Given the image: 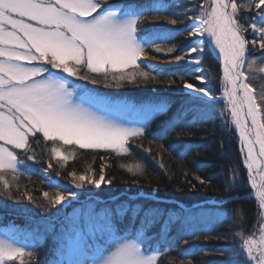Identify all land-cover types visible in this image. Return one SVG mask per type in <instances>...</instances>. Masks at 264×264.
Instances as JSON below:
<instances>
[{
    "label": "snow or ice",
    "instance_id": "snow-or-ice-1",
    "mask_svg": "<svg viewBox=\"0 0 264 264\" xmlns=\"http://www.w3.org/2000/svg\"><path fill=\"white\" fill-rule=\"evenodd\" d=\"M185 20L192 23L184 29L162 27L184 24ZM145 23L161 26L147 30L141 27ZM180 35L199 39L190 41L177 53L176 46L168 44ZM205 37L218 49L222 60V98L239 133L247 182L252 190L249 198L254 195L258 208L253 231L248 235L237 233L241 257L238 264H264V88L258 90L253 85V74H264V0H194L191 6L182 4V0L116 5L107 0H0V196L16 201L26 197L35 203L27 190L21 196H13V191L21 192V176L25 172L43 175L51 187L54 182L48 169L53 168L52 161L63 168L75 159L77 149L130 156L129 144L143 138L151 121L171 107L166 98L142 103L138 108L128 106L138 118L117 123L90 110L102 109L107 101L89 97L83 89V95L74 99V91L56 72L91 84L103 82L106 88L120 87L125 82L160 83L165 78L175 84L172 77L179 76L183 87L189 90L187 99L163 122L158 135L160 140L172 132H177V138L190 136L188 129L202 126L209 119L210 105L203 98L217 99L207 87L185 79L203 69L167 72L148 64L145 70L141 60L151 49L163 53L164 58L199 64ZM255 52L260 55H252ZM196 79L203 85L208 76L197 75ZM33 144L42 146L47 153V169H31L27 165V161L40 163ZM192 147L185 145V153ZM159 148L168 151L162 143ZM144 151L151 154L150 148ZM160 167H165L162 162ZM103 168L98 179L91 168L85 174L69 172L72 188L100 189L102 184H111V180H105ZM126 170L132 176L145 172L139 163ZM194 179L202 185L210 183L198 175ZM235 182L233 170L232 178L224 184L230 202L240 199L230 195ZM78 196L79 193L57 184L51 193L43 192L47 204L38 207L56 216L76 202ZM97 203L89 189L79 207L65 216L55 236L56 259L51 264H159L175 247L168 237L172 226L179 225L177 232L185 244V232L199 238L192 231L198 216L194 210L146 208L131 199L114 198L104 201L97 210ZM241 214L242 210L236 211L237 217ZM157 225L159 231L149 235ZM204 235L209 238L207 233ZM35 247L34 243L26 252L23 246L0 239V264L18 259L24 264L21 258L34 256ZM213 251L223 254L224 249Z\"/></svg>",
    "mask_w": 264,
    "mask_h": 264
},
{
    "label": "trees",
    "instance_id": "trees-1",
    "mask_svg": "<svg viewBox=\"0 0 264 264\" xmlns=\"http://www.w3.org/2000/svg\"><path fill=\"white\" fill-rule=\"evenodd\" d=\"M147 0H107L108 4H126V3H146ZM162 2H170V0H162ZM194 0H182V4L191 6ZM203 3L204 0H199ZM171 11V9L169 10ZM192 21L185 20L184 24L172 26L163 24L164 28L184 29L189 26ZM161 25L145 23L142 28L151 30ZM246 35H248L246 33ZM197 37L185 35L177 36L168 46L173 45L180 49L185 48L190 41L196 40ZM157 58H164L163 53H154L151 49L147 51ZM177 53H173L175 56ZM252 55L259 56V52ZM145 70L149 63L141 62ZM205 68L211 79V92L217 97L220 95L221 85V69L220 63L216 58L211 47L206 44L202 55L200 65L182 64L171 67H160L167 72L183 71L192 73V69ZM56 72V70H53ZM56 74L71 84L72 79L66 77L63 73ZM199 73L188 74L185 79L187 82L199 87L201 85L196 79ZM260 76H264L261 74ZM175 84H169L165 78L160 83L141 82L139 84H129L125 82L122 86L104 87L103 82L99 84H91L84 82L94 94L112 98V99H132L138 102L158 101L166 98L170 101L171 107L163 115L154 118L149 127L145 131L143 138L133 140L129 144L130 156L117 157L109 155L103 151H93L88 149H77L75 159H70L63 168H59L55 161H52V171L55 175H60L61 181L71 183V177L68 175L71 171L77 174H85L89 168L93 170L95 178H99L101 167L104 166L103 174L105 180H111V184H102L100 189H96L93 193L108 201L110 199L123 200L131 199L144 207L156 206L169 209L173 212L179 211L181 208L186 210H194L197 216V225L193 227L198 235L194 236L191 232L183 233V238L188 243H183L178 235L177 229L179 225L172 226L168 232L169 242L175 247L169 256L161 258L159 264H238L241 257L240 237L238 232L248 235L253 231V226L257 223V202L254 197L249 198L252 191L250 184L247 182V169L243 164V155L240 151L239 137L230 124L224 106L219 101H208L210 105L209 119L199 127H193L187 131L190 136H181L177 138V132L170 133L163 140L159 139V132L162 130L163 122L176 111L182 100L187 99L185 95L186 89L179 76H174ZM77 81H81L76 79ZM253 85L255 86L254 82ZM224 113V115H221ZM191 118V114L187 119ZM177 131H180L177 129ZM42 139V138H41ZM152 142V143H150ZM162 143L168 151L159 148ZM192 145V149L185 153L184 146ZM222 146V147H221ZM36 149L40 163L27 161V165L31 169L45 168L47 164V153L42 151V146ZM145 148L151 149V154L144 151ZM104 159H101V157ZM165 167L161 168L160 163ZM144 165L145 172L142 176H132L127 170V166L135 164ZM235 170L234 187L230 193L233 197L240 199L229 201L224 192V184L232 178V172ZM185 173L187 175H185ZM198 175L201 178L210 181L208 184H200L194 177ZM31 176V179H29ZM191 182V183H189ZM21 192L13 191V196H21L23 191L27 190L35 200L32 203L26 197H22L19 201L10 199L7 195L0 196V227L16 226L25 228L26 230H38L39 234L46 230L44 221L41 218L51 217L52 215L45 212L40 204H47L43 200V192L54 191L55 186L49 187L41 175L25 172L19 180ZM192 185H195L193 188ZM242 210L240 217H237L236 211ZM53 212L55 209L52 210ZM199 212H203L207 219L203 221L199 219ZM4 216L5 219H2ZM56 216H52L57 217ZM219 219L220 222H217ZM49 223V222H48ZM52 224V223H50ZM199 224V225H198ZM206 224H210L205 227ZM159 231V226L153 228L149 235ZM204 233L208 234L206 238ZM220 237V238H215ZM155 243V241H153ZM50 244L54 245L51 235L47 234V243L35 247V255L32 256L33 262L25 263L27 259L21 258L24 264H36L34 261L41 260L42 263L49 256ZM213 249H224L223 254H219ZM29 257V256H28ZM27 258V257H26ZM9 264H21L20 260L9 262Z\"/></svg>",
    "mask_w": 264,
    "mask_h": 264
},
{
    "label": "rangeland",
    "instance_id": "rangeland-1",
    "mask_svg": "<svg viewBox=\"0 0 264 264\" xmlns=\"http://www.w3.org/2000/svg\"><path fill=\"white\" fill-rule=\"evenodd\" d=\"M197 39H199V38L197 37ZM204 39L206 41L205 42V46H206V44H208L211 47V43L208 41V38L205 37ZM212 51H213V49H212ZM214 54H215L216 58L218 59V61L220 63L221 78H222V75H223L222 63L219 60V58L217 57L215 52H214ZM163 60H168V62L165 65H162L161 67H171V66L179 65V64H182V63L185 62V61L177 62L175 60H172L171 58L163 59ZM141 61H143V60H141ZM201 62H202V57H201L200 63ZM200 63L197 64V65H200ZM199 68H202V67H199ZM202 69H203V72H200L199 75L208 76L209 74L205 70V68H202ZM64 75L66 77H68L67 74H64ZM253 75L256 76V79L253 80V82L255 84V87L258 90L261 89V88H264V79L260 78L261 74L254 73ZM57 77L60 78L58 75H57ZM69 78L70 79L74 78V79H72V81H71L72 83L71 84H69L66 81V83L69 86V89L74 91V93H75L74 99L76 97H80V96L83 95V92H82V89H83V90L87 91V94H88L89 97L101 98V99L107 101V104L102 109L98 110L96 108H90V110L94 111L97 115L104 116L107 119L113 120L114 122H117V123H120V122L125 121V120H133V119H137L138 118L137 113L134 112V111H130L128 106H135V107L138 108L142 103L149 102V101L138 102V101H135V100H132V99H112V98L103 97V96L94 94L93 91L90 90L87 87V85L84 84V82L77 81L75 77H72V78L69 77ZM204 85H206V87L208 89H212L211 79H210L209 76H208V79L205 81ZM220 90H221L220 95L217 96V99L215 101H219V102L222 103V105L224 106V110L226 112L227 118H228L230 124L232 125L233 129L236 131L234 124L231 123V118H230V114L228 113V110H227L226 101L222 98L223 97V86H222V84L220 85ZM186 91L188 92L189 90L186 89ZM205 98H207V97H205ZM77 102L78 103H83V106L86 107V108L89 107L88 103L82 102L80 100H77ZM129 126H131V125H129ZM236 133H237V135L239 137L238 131H236ZM239 142H240V139H239ZM240 147H241V145H240ZM243 158H244V156H243ZM62 186H66V187L70 188L72 191H75V192L79 193L77 201L74 202L70 207L66 208L64 210V212L60 213L57 217L53 218L51 216V217H47V218H41L40 221L46 222L45 223L46 230L44 232H42L41 234H39L37 229L33 232L31 230H26L25 228L23 229L21 227H16V226L0 227V239H8L9 241L15 243L18 246H23L25 248L26 252L28 250H31V248L33 247L34 243L36 244V247H38L40 245H45L47 243V234L51 235L52 240L54 242V245L50 244L51 252L49 253V256L46 258L44 263H42L41 260L34 261V263H36V264H37V262H38V264H51V261L53 259H56L55 251H54L55 248L57 247L56 242H55V236L59 234V230H60L61 224L64 222L65 216L72 214L74 209H77L79 207V201L85 200L86 193L89 191V189L91 190L92 193L96 190V188H94L92 186H86L84 189H75V188H72L71 183H66L65 185L63 184ZM95 199H96V201H98L96 207H97V210H99V208L104 206L103 202L106 201V200H104L103 198L98 197L96 195H95ZM201 213H202V215H201ZM2 219H5L4 216H3ZM204 219H207L205 214L203 212H199V219L198 220L203 221ZM50 223H52V224H50ZM196 225H197V221L194 222V227ZM209 225L210 224H206L205 227H207ZM37 237H39L38 241L35 240V238H37ZM22 258L27 259V260H25L26 261L25 263L33 262V260H31L32 257H28L27 255L23 256Z\"/></svg>",
    "mask_w": 264,
    "mask_h": 264
},
{
    "label": "bare ground",
    "instance_id": "bare-ground-1",
    "mask_svg": "<svg viewBox=\"0 0 264 264\" xmlns=\"http://www.w3.org/2000/svg\"><path fill=\"white\" fill-rule=\"evenodd\" d=\"M211 48L213 49V51L216 53L217 57L219 58L218 56V49L215 48V45L211 43ZM142 60L143 61H147L148 63L150 64H154V65H157V66H162V65H165L168 60H163V59H153V55L149 54V53H146L144 57H142ZM219 60L221 61L222 63V60L219 58Z\"/></svg>",
    "mask_w": 264,
    "mask_h": 264
},
{
    "label": "built area",
    "instance_id": "built-area-1",
    "mask_svg": "<svg viewBox=\"0 0 264 264\" xmlns=\"http://www.w3.org/2000/svg\"><path fill=\"white\" fill-rule=\"evenodd\" d=\"M48 175L51 177V180L54 182L55 180H54V178H53V176H52V174H51V172L48 170ZM44 177V176H43ZM48 182V181H47Z\"/></svg>",
    "mask_w": 264,
    "mask_h": 264
}]
</instances>
